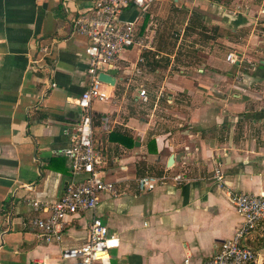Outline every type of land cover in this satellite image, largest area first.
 <instances>
[{
  "label": "crops",
  "instance_id": "crops-1",
  "mask_svg": "<svg viewBox=\"0 0 264 264\" xmlns=\"http://www.w3.org/2000/svg\"><path fill=\"white\" fill-rule=\"evenodd\" d=\"M93 1L0 0V264H64L63 247L86 241L91 212L66 218L62 242H45L33 220L46 213L31 202L59 199L72 177L63 130L79 119L89 81L88 39L72 24ZM263 5L153 0L123 11L151 43L122 54L110 72L115 86H103L109 98L91 106L94 144L106 157L99 169L119 191L102 192L96 212L118 237L110 264L209 258L242 221L229 191H264ZM168 170L185 181L139 188L140 176ZM247 243L250 264H264V221Z\"/></svg>",
  "mask_w": 264,
  "mask_h": 264
},
{
  "label": "built area",
  "instance_id": "built-area-1",
  "mask_svg": "<svg viewBox=\"0 0 264 264\" xmlns=\"http://www.w3.org/2000/svg\"><path fill=\"white\" fill-rule=\"evenodd\" d=\"M152 1L94 0L90 13L79 14L73 20L72 33L88 39L85 55L88 59L89 81L77 100L81 109L79 119L72 128L63 130V134L69 138L64 154L70 158L72 177L59 199L46 201L35 198L31 202L36 210L46 213L33 220L37 236L45 242H62L68 216L82 212L93 214L86 241L79 246L63 247L61 258L64 264H110V248L116 244L118 237L109 232L96 212L102 192L117 195L119 191L114 182L102 176L99 169L106 163V157L94 144L91 106L94 101H106L109 98L99 74L117 69V64L127 49L134 47L142 52L149 47L151 39L140 35L139 18L124 19L121 16L129 7L144 10ZM261 12L264 13V5ZM227 58L234 61L232 54H228ZM36 62L34 59L33 63ZM139 94L143 102L148 100L145 88H141ZM104 123L108 128V118H104ZM213 178L219 186L226 183L225 173L220 166L214 168ZM184 181L183 173H171L168 170L161 175L147 173L140 176L138 186L142 191H148L161 184L178 185ZM229 197L242 216L234 235L220 242L209 258L194 261L187 255L180 264H250L256 258V252L247 240L258 224L264 221V191L254 193L230 190Z\"/></svg>",
  "mask_w": 264,
  "mask_h": 264
},
{
  "label": "water",
  "instance_id": "water-1",
  "mask_svg": "<svg viewBox=\"0 0 264 264\" xmlns=\"http://www.w3.org/2000/svg\"><path fill=\"white\" fill-rule=\"evenodd\" d=\"M99 79H100L101 81H103L104 83H107V84L112 85V86H115L116 81H117V78H116L114 75H112V74H110V73H105V72H101V73L99 74ZM174 157H176V159H177V156H172V157L169 159V162H168L169 166H170L171 164H173Z\"/></svg>",
  "mask_w": 264,
  "mask_h": 264
}]
</instances>
